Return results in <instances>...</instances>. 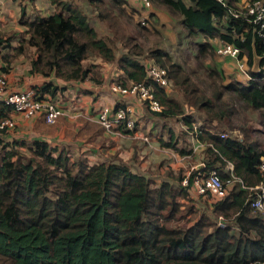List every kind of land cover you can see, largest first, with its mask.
<instances>
[{
    "label": "trees",
    "instance_id": "16d2710c",
    "mask_svg": "<svg viewBox=\"0 0 264 264\" xmlns=\"http://www.w3.org/2000/svg\"><path fill=\"white\" fill-rule=\"evenodd\" d=\"M47 1L53 8L49 15L25 22L27 43L36 53L31 70L66 82H98L84 62L90 53L104 62L115 61L112 46L98 35L87 13L64 0ZM86 2L98 18L106 16L107 5L120 13L128 6L125 0H107L106 8L99 5L104 0ZM148 2L177 18L184 29L177 45L186 46L189 54L182 52L176 61L159 47L150 48L152 61L145 63L140 60L142 50L133 45L117 57L118 68L131 84L147 83L148 63L164 68L172 90L183 98L178 101L154 86L163 110L151 113L158 118L181 116L187 131L193 132L196 112L206 124L196 132L206 143L202 150L206 167L224 179L230 161L235 176L247 186L264 185L258 170L264 148L254 138L264 134L263 71L248 69L245 82L226 80L213 64V42L239 48L238 58L244 57L249 68L254 55L262 56L260 65L264 64V43L248 16L231 14L239 10L237 0ZM140 29L143 35L160 32L151 24ZM180 35L183 41H178ZM120 84L126 86L121 80ZM58 89L47 83L39 92L53 96ZM255 113L260 129L250 121ZM218 126L238 130L241 138L220 137L223 131ZM4 134H0V264H264V216L250 207L248 190L233 188L212 204L204 202L210 217L200 214L170 226L171 221L178 222L176 197L189 198L193 189L191 178L187 185L181 183V171L178 175L169 171L171 182L152 186L149 176L133 172L118 158L88 164L72 159L66 148L39 139L2 144ZM174 140L171 136L161 144L187 154ZM214 216L226 224L216 225Z\"/></svg>",
    "mask_w": 264,
    "mask_h": 264
},
{
    "label": "crops",
    "instance_id": "0c3cea01",
    "mask_svg": "<svg viewBox=\"0 0 264 264\" xmlns=\"http://www.w3.org/2000/svg\"><path fill=\"white\" fill-rule=\"evenodd\" d=\"M10 1L11 0H0V37L2 36L1 38H4L5 40L7 38L6 35L14 33L11 32L12 27L15 28V31H22L20 28L14 26L10 27V20L13 18L15 19V12L10 14L5 10ZM125 1L130 9L140 12L139 14L143 19L151 17L156 21L159 20L160 26L163 28L162 32L160 30L162 36L166 39L168 38L171 43H177V36L184 29L179 24L178 20L174 18L166 8L156 5L145 7L142 0ZM245 1L246 0H237V5L241 7ZM38 3L39 4H36L35 0V14L47 16L53 11V8H51V5L47 0H38ZM171 30H173V32H171ZM22 32L25 34L26 28L25 31L23 30ZM11 37L8 41L0 43V73L4 75L7 80V90L10 92H16L32 87L39 88L44 84L50 83L52 86L58 87V91L53 96L48 93H44L43 95L45 97L53 98L56 103L63 108L64 115L59 117L56 123L50 125L45 123L41 116L26 118L19 113L8 110L6 112L14 120L16 127L1 137L2 144L12 143L13 141L29 142L34 139H39L48 142L51 146L60 147L62 145H68L67 147L72 151L85 152L84 150H88L95 152H92V155L87 156L89 161L92 162L90 164L102 162L93 160L95 159L94 156L99 158L101 155L99 152H103L105 149L110 155L116 154L118 156L117 158L126 163L133 172L146 174L145 172H138L139 167H136L139 164L141 168L147 167L146 159L143 164L140 162L141 159L138 163H134L136 159H133V161L131 158L132 155H139L141 158L142 156H147V153H149L151 158H148V163L153 159V155H157V153L160 152L158 151L159 149L148 148L145 143L137 139L132 140L128 137H116L109 134L105 132L92 117L101 105L115 106L121 102L129 108L133 116L137 119L139 130L143 132L142 128L146 126L148 128L147 133L152 137L154 136L153 140L156 141L160 129L153 126L151 123L148 125L146 120L149 119L152 121L154 118L156 119L158 117H147L144 112L148 109L135 96L131 94L121 96L111 92L109 86H107L106 82L108 80L111 81V79L115 78L117 75H121L123 78L122 81L125 82L126 86L131 84L130 81L126 80L122 71H118V69H115L114 67H109L106 63L98 60L93 63L100 66L99 74L102 78V83L94 82L91 79L66 82L56 78L52 73L45 76L40 72L31 70V61L36 57V53L35 49L27 43L25 36L19 37L15 32ZM146 62L149 61L146 60L145 63ZM213 64L219 70H222L226 80L235 78L244 82L246 81L244 72L241 71V68L244 70L247 66L244 57L241 58L240 61H234L231 57L215 54ZM104 79H106V81H104ZM160 119H162V121L168 120V118ZM161 127L165 129V123H162ZM168 133L170 135L169 131ZM170 137L171 135L168 137V141L170 140ZM132 141L135 142L134 145L137 147H134V145L131 144L134 147L133 148L129 144V142L131 143ZM157 141L160 142L163 140L158 138ZM186 141L188 142V148L186 150L188 151L187 154H179L176 152L177 155L176 153L171 152L169 155L165 150L161 151L165 152V155L172 158L170 162L171 167H182V169L185 170L184 173L187 174L189 170L198 167L199 164L203 162L201 159L191 161L189 158L192 155L200 154L205 145L200 143L192 132L188 131L185 132V139H183V142ZM174 142L178 145V139H175ZM138 146L141 148L137 149ZM159 146L163 145L159 144ZM96 153L97 155H94ZM174 154L176 155L175 157L173 156ZM145 164L146 166H144ZM159 169L161 172L162 169ZM191 192L195 196H200L194 189H191Z\"/></svg>",
    "mask_w": 264,
    "mask_h": 264
},
{
    "label": "rangeland",
    "instance_id": "374dc122",
    "mask_svg": "<svg viewBox=\"0 0 264 264\" xmlns=\"http://www.w3.org/2000/svg\"><path fill=\"white\" fill-rule=\"evenodd\" d=\"M64 1L69 2L70 4H72L73 7L79 8L81 11L88 14L87 17H88L90 24L97 31L98 35L100 37L105 38L109 42V44L112 46L113 51L116 54V59L120 54L126 52L127 49H130V47H132L133 45L138 46L143 52L140 55L141 62H145L146 60H148L150 62L152 61L151 60L152 57H151V55H149V49L150 48L152 49L155 47H159L164 52H167L168 54H170L172 60H176V61H179L181 59L180 54L182 52L189 54L188 48L186 46L180 45V47H178L177 43H171L170 40H168V38L166 39L162 36L161 32H162L163 28H161L159 20L156 21L155 19H152L151 17H148V19H143V17L139 14L140 12L135 11V10L133 12L128 6L127 7L124 6L123 8L125 11L120 13L118 11V9H116V8L112 9L111 6L107 5V12L104 11V12H106V16L104 18H98L97 12L96 11L91 12L90 7L87 6L88 5L86 2L87 0L86 1L85 0H64ZM248 1L249 0H246L244 2V4L241 5V7H243L245 5V3H247ZM106 2H107V0L106 1L104 0V2L102 4H99L101 6V8H106L105 7ZM34 3H35V0H11L10 3L7 4L8 6L5 9L10 14H13L15 12V14H14L15 19L13 18L10 20V27L14 26V27L20 28V30H22V31L23 30L25 31V28H26L25 22L32 20L35 16L38 15V14H35L36 10L34 9V6H35ZM36 4H39L38 0H36ZM94 6H95V4L92 5L93 8H94ZM149 6L151 7L154 5L152 3H150ZM145 7H147V6L145 5ZM10 17H11V15H10ZM150 24L154 25L158 30H161V32L155 33V35H152V33H145L143 35L140 27L145 26V25H150ZM22 31H15V28L12 27L11 32H14V33H10L9 35H6L7 38H6V40L3 38V41L4 42L8 41L9 38L13 34H15V32L17 35H19V37L25 36V38L27 40L28 35L26 33H25L26 35L23 34ZM151 31H152V29H151ZM171 32H173V30H171ZM174 33L176 34L175 31H174ZM178 41H183V36L180 35V39L178 38ZM160 42H161V44L159 46L158 43H160ZM213 43H216V48L219 45H221L220 43H217V42H213ZM134 49L136 50L137 47ZM193 50H194V46L191 45V51H193ZM219 56H222V55H219ZM223 56H225V55H223ZM228 57H231V56H228ZM231 58L234 61H240V59L238 57H231ZM116 59H115V61H116ZM98 60H100V58L97 55H95L94 53H90L88 58L85 60L84 65L91 67L93 78H96V75H97V78L99 80L98 82L102 83L103 81H102V78L100 77V74H99L100 73V71H99L100 66L98 68H94V65L91 64V62H95ZM115 61H113V62L100 61V62H104L109 67H114L115 69H118V71H119L120 68H118L117 62H115ZM120 80L122 81L123 78L121 77V75H119V76L117 75L115 78L111 79V81L108 80L109 83H108V81L106 82L107 86H109L111 92H113L111 90L112 85L116 84V83H120ZM104 81H106V79H104ZM94 82H97V81H94ZM130 85L131 84H129L127 86H130ZM172 87H173V85L171 86V88L168 91V93H170L169 95H173V97H175V99H177L178 101H181L183 98L181 93L179 91H176L175 89L172 90ZM113 93H115V92H113ZM116 94H119V93H116ZM119 95L122 96V94H119ZM106 106H109L112 108H116L118 106L127 107V106L123 105L121 102L116 104L115 106H111V105H106ZM144 114L149 118L154 116L148 110H145ZM194 114H196L194 116V118L195 117L197 118V124L200 125V129L204 128V126H206V124L203 122L202 117L199 114H197L196 112H194ZM145 115H144V117H145ZM257 116H258L257 114H256V116L251 115L250 121L253 124H255L256 128L260 129L262 127L260 125H258L256 122V120L259 118ZM136 121H137V119H136ZM146 121H147L148 125H150V123H151L153 126L160 129V131H159L160 133H158L156 141L153 140L154 136L152 137L151 135H149L147 133L148 128L146 126H144V128H142V131L144 132L143 133L139 130L138 125H137V131L139 132L138 134L142 133L144 135L149 136L151 141H150V143H146L145 145H147L148 148H153L156 150L159 149L158 151H160V152H158L157 155H153V159H151V161L148 163H147V161L149 160L148 158H151L149 153H147V156H145V157L142 156L143 158L142 157L140 158L139 155H137V156L135 155V158H134L133 157L134 155H132V157H131L132 160L136 159L135 161L133 160L134 163H138V161L141 159L140 162H142V164H143L144 160L146 159L147 167L141 168L140 164L137 165L136 167L137 168L139 167L138 172H145L146 173L145 175H148L150 177V179L152 180V186H156L164 180L171 182V178H169L167 176L169 171H171L172 174H174V175H178L179 171H181L182 172L181 175H185L186 174V173H184L185 170H183L182 167H178V168L171 167L170 162H171L172 158L170 156L165 155V152H163L161 150H165L168 154L169 153L171 154V152L176 153L177 151H175V149L171 148V147L159 146V144L162 145L161 144L162 141H160V142L157 141L158 138H161L163 140V142H168V137L171 135L174 139H178V145H176V147L178 149L180 148L184 151L187 150L188 142L187 141L183 142V139H185V132H187V127L183 124L182 117L181 116L171 117V118H168L167 121H162V119H160V118H156V119L154 118L152 121L148 119ZM162 123H165V126H166L165 129L161 127ZM218 129L220 131L225 132L226 135H228V136L241 138V133L238 130L228 131L227 129L224 130L223 127H220V126H218ZM192 130H193V126H192ZM168 131L170 132V135H169ZM189 132H191V131H189ZM254 138L257 139L259 142H261L262 147L264 148V134H255ZM129 144L134 145L135 142L132 141L131 143L129 142ZM67 146L68 145H62L60 147L66 148L67 151L69 152V154L71 155L72 159L80 158L84 161L86 160L88 164L92 163L91 161H89L87 156L92 155L93 151H88V150H84L85 152L72 151ZM134 147H137V146L134 145ZM139 148H141V147L138 146L137 149H139ZM19 150H21V152H24L25 149L23 148V149H19ZM2 153H3V151L1 152V150H0V155ZM93 153H95V152H93ZM99 154H101L99 156V158L94 156L95 159L93 161H96V160H98V162L103 161V160L104 161H110V160H115V158L118 157L116 154H114V155L108 154L105 151V149L103 150V152H99ZM94 155H97V153ZM179 156H181V155H179ZM189 159L191 161H193L195 159L203 160L204 159L203 151L200 152V154L190 156ZM146 164L144 166H146ZM204 164H205V162H204ZM204 166H205V167H203L204 170L209 169L206 167V165H204ZM159 168L162 169L161 172H160ZM223 172H225V169L223 170ZM174 184H173V186H175ZM188 196H189V198H181L179 196L176 197V201L180 204V207H179L180 211L176 214V218L178 219V222H172L171 221L169 223L170 226L181 225L184 222L183 220L185 218H190V217L191 218H197L200 214H204L205 216L210 217L209 209H207L205 207L204 202L212 204V202H214L212 198H210L208 196H206V197L195 196V195H193V193H190V192H188ZM191 202H193V203H191ZM212 220L215 222L216 225L222 226V225L226 224V221L221 216H219V217L214 216V218H212Z\"/></svg>",
    "mask_w": 264,
    "mask_h": 264
},
{
    "label": "built area",
    "instance_id": "2783aa9c",
    "mask_svg": "<svg viewBox=\"0 0 264 264\" xmlns=\"http://www.w3.org/2000/svg\"><path fill=\"white\" fill-rule=\"evenodd\" d=\"M142 2L146 6L150 4L148 0H142ZM231 14L235 17L240 15L248 16V20L253 26V32L264 43V5L261 0H250L243 7H239V10L231 11ZM220 44L215 48L217 55L238 57L239 48L232 44ZM256 57L260 58V60L262 59V56L256 55ZM248 69L253 73L263 71L264 78V64L261 66L260 61L256 67H254L253 61L250 68L247 65L244 70L241 68V71L248 76ZM146 75L147 83H135L130 86L116 83L112 85L111 90L122 95L131 94L137 97L150 112H160L163 110V106L154 97V86H158L168 92L172 86V81L168 78L166 70L156 63L147 64ZM8 109L26 118L41 116L50 125L56 123L58 118L64 115V110L61 106L53 98L45 97L41 94L38 87L16 92L8 91L7 80L0 73V134L2 132L7 133L16 126L14 120L6 112ZM92 117L109 134L117 137H128L132 140L137 139L145 144L151 141L149 136L142 133L138 134L136 118L127 107L118 106L112 108L102 105ZM191 124L193 126L192 133L197 138L196 132L200 130V125L197 124L196 117ZM219 135L220 137L228 136L225 132H221ZM200 143L206 146V143ZM173 156L175 157L176 155L174 154ZM204 165V162H202L198 167L189 170L187 174L182 176L181 183L187 185L189 178H191V187L195 192L198 195L212 198L214 202L223 198L233 188L248 190L250 192V207L264 216V185L262 183L256 186H247L240 178L235 176L233 164L230 161L225 164L224 173L226 178L224 179L218 175L215 169L204 170ZM258 170L264 175V157H261Z\"/></svg>",
    "mask_w": 264,
    "mask_h": 264
},
{
    "label": "water",
    "instance_id": "95a60500",
    "mask_svg": "<svg viewBox=\"0 0 264 264\" xmlns=\"http://www.w3.org/2000/svg\"><path fill=\"white\" fill-rule=\"evenodd\" d=\"M254 67H256L260 61V58L256 57V55H254Z\"/></svg>",
    "mask_w": 264,
    "mask_h": 264
}]
</instances>
